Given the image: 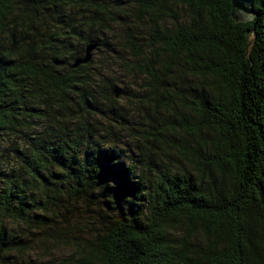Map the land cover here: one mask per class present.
<instances>
[{"label": "trees", "instance_id": "obj_1", "mask_svg": "<svg viewBox=\"0 0 264 264\" xmlns=\"http://www.w3.org/2000/svg\"><path fill=\"white\" fill-rule=\"evenodd\" d=\"M30 255L264 264V0H0V264Z\"/></svg>", "mask_w": 264, "mask_h": 264}, {"label": "water", "instance_id": "obj_2", "mask_svg": "<svg viewBox=\"0 0 264 264\" xmlns=\"http://www.w3.org/2000/svg\"><path fill=\"white\" fill-rule=\"evenodd\" d=\"M231 17L236 22H245L250 19L254 0H230ZM95 48V45H90L85 49L83 59L77 60L73 67L80 64H85L90 60V53Z\"/></svg>", "mask_w": 264, "mask_h": 264}, {"label": "rangeland", "instance_id": "obj_3", "mask_svg": "<svg viewBox=\"0 0 264 264\" xmlns=\"http://www.w3.org/2000/svg\"><path fill=\"white\" fill-rule=\"evenodd\" d=\"M37 246H35V248H36ZM29 259H30V262H29V264H32V262H33V260H36V258L35 257H33V256H29Z\"/></svg>", "mask_w": 264, "mask_h": 264}]
</instances>
